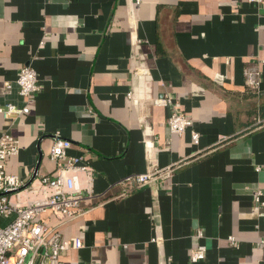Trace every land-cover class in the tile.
<instances>
[{"label":"crops","instance_id":"0c3cea01","mask_svg":"<svg viewBox=\"0 0 264 264\" xmlns=\"http://www.w3.org/2000/svg\"><path fill=\"white\" fill-rule=\"evenodd\" d=\"M130 11L143 66L133 78ZM24 65L40 87L28 113L0 117L19 143L6 172L26 182L54 174L56 131L94 172L78 215L38 216L63 239H81L61 253L65 264H264V204L253 196L259 189L264 201V1L0 0V104L24 105ZM247 67L259 70L257 90ZM164 96L168 106L150 103ZM172 110L191 120L181 134L168 128ZM176 161L171 176L116 197L124 177ZM196 247L205 256L192 262Z\"/></svg>","mask_w":264,"mask_h":264},{"label":"built area","instance_id":"2783aa9c","mask_svg":"<svg viewBox=\"0 0 264 264\" xmlns=\"http://www.w3.org/2000/svg\"><path fill=\"white\" fill-rule=\"evenodd\" d=\"M143 0H135L140 4ZM259 6L264 0H248ZM132 53L131 76L136 77L143 71V66L136 65L140 59V43L135 30V15L133 11L128 16ZM245 83L255 90L259 87V70L256 67L244 69ZM18 94L25 103L17 106L12 102L0 104V117L17 119L29 112L28 102L33 94L39 90L36 71L29 65L22 66L16 79ZM6 87H10L7 82ZM128 98L138 100L133 90L127 93ZM150 103L168 106L172 103L170 96L150 99ZM145 106V104H144ZM139 118L143 129V143L147 149L151 146L150 126L147 112L143 104H138ZM170 132L181 134L190 125L191 120L184 114L172 110L168 116ZM191 139L197 144L198 132L191 130ZM70 142L63 139L59 132H54V139L49 149V158L56 164L52 175L36 176L26 182L18 175L9 174L5 170L6 161L10 156L18 153L19 143L16 137L0 127V216L10 217V220L0 226V264H65L61 253L70 248H79L82 241L75 238L73 243L62 238L55 228H49L38 220V216L51 211L62 221H66L81 212L80 203L84 197H92L93 169L82 161L81 156L69 155L67 148ZM180 162H173L163 168H153L147 172L135 173L119 181L121 191L116 196L123 197L131 192L130 184L141 188L155 180L164 179L172 175ZM262 191L254 192L257 206L264 204L261 199ZM154 227L158 228V216L152 214ZM201 236V232H198ZM234 243L233 237L228 238ZM205 256L204 248L196 247L189 250L192 262L202 260Z\"/></svg>","mask_w":264,"mask_h":264},{"label":"rangeland","instance_id":"374dc122","mask_svg":"<svg viewBox=\"0 0 264 264\" xmlns=\"http://www.w3.org/2000/svg\"><path fill=\"white\" fill-rule=\"evenodd\" d=\"M4 217H6V216H0V226L5 225L10 220V217H9V219L8 218L3 219Z\"/></svg>","mask_w":264,"mask_h":264},{"label":"trees","instance_id":"16d2710c","mask_svg":"<svg viewBox=\"0 0 264 264\" xmlns=\"http://www.w3.org/2000/svg\"><path fill=\"white\" fill-rule=\"evenodd\" d=\"M250 88V87H249ZM255 90V89H254Z\"/></svg>","mask_w":264,"mask_h":264}]
</instances>
